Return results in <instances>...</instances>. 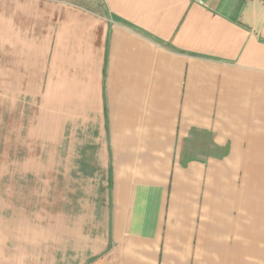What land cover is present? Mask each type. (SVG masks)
I'll list each match as a JSON object with an SVG mask.
<instances>
[{"label":"crops","instance_id":"crops-1","mask_svg":"<svg viewBox=\"0 0 264 264\" xmlns=\"http://www.w3.org/2000/svg\"><path fill=\"white\" fill-rule=\"evenodd\" d=\"M0 95V264H264V0H0Z\"/></svg>","mask_w":264,"mask_h":264},{"label":"rangeland","instance_id":"rangeland-1","mask_svg":"<svg viewBox=\"0 0 264 264\" xmlns=\"http://www.w3.org/2000/svg\"><path fill=\"white\" fill-rule=\"evenodd\" d=\"M22 107V102H20ZM19 104L16 105V108ZM29 113L13 112L12 98L0 95V202H5L4 215L6 227L12 225L13 202H31L32 204H44V201L55 198L51 192L58 188L55 184L45 182L43 172V160L38 162L41 165V172L38 175L21 174L16 176L13 173V155L19 152L20 155L31 153L39 155L43 159V145H29L23 134L18 135V124L21 117ZM48 185V186H46ZM58 187V186H57ZM11 245V242H8Z\"/></svg>","mask_w":264,"mask_h":264}]
</instances>
